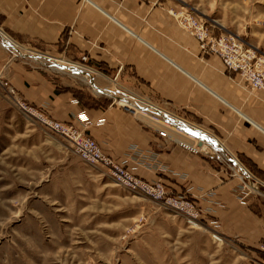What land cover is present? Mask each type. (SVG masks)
<instances>
[{
  "label": "crops",
  "instance_id": "0c3cea01",
  "mask_svg": "<svg viewBox=\"0 0 264 264\" xmlns=\"http://www.w3.org/2000/svg\"><path fill=\"white\" fill-rule=\"evenodd\" d=\"M48 58L86 71L93 84L86 82V91L67 84ZM0 80L56 120L86 112L88 134L106 153L141 152L151 167L133 169L139 176L163 179L226 229L264 241V91L251 90L219 57L204 53L169 0H0ZM96 89H120L208 133L248 181L229 163L170 140L183 137H161L159 122L96 97ZM250 182L255 189L244 187Z\"/></svg>",
  "mask_w": 264,
  "mask_h": 264
},
{
  "label": "rangeland",
  "instance_id": "374dc122",
  "mask_svg": "<svg viewBox=\"0 0 264 264\" xmlns=\"http://www.w3.org/2000/svg\"><path fill=\"white\" fill-rule=\"evenodd\" d=\"M169 1L187 32L196 22L214 38L233 35L264 56V0ZM58 69L67 84L85 91L86 82L93 84L82 69ZM8 87L0 80V264H264V241L249 242L239 228L226 229L163 179L139 176L133 169L146 170L151 161L136 148L115 158L88 134L91 124L83 126L80 113L60 121L80 128L107 155L126 160L124 167L137 178L160 182L170 196L186 198L199 219L131 191L104 167L82 160L66 139L23 113ZM96 91L100 99L129 104L119 99L120 89Z\"/></svg>",
  "mask_w": 264,
  "mask_h": 264
},
{
  "label": "built area",
  "instance_id": "2783aa9c",
  "mask_svg": "<svg viewBox=\"0 0 264 264\" xmlns=\"http://www.w3.org/2000/svg\"><path fill=\"white\" fill-rule=\"evenodd\" d=\"M191 29L190 33L199 42L202 51L219 57L223 61L225 67L237 72L251 90L264 91L263 55L258 54L256 50L248 47L244 42L233 35L216 39L210 32L203 28V25L197 24L196 22L193 24L191 23ZM83 60L86 61V57H83ZM1 85L3 87V84ZM7 93H9V91ZM10 93L18 96L17 99L14 98V100L23 113L33 117L47 131L66 139L82 160L93 165L104 167L119 184L131 191L141 193L156 201L163 202L165 205L192 219H199V212L195 209L193 203H190L186 198L170 196L164 185L160 182L150 183L137 178L124 167V164H127L126 160H116L107 155L102 150L99 143L92 138L86 137L80 128L54 120L47 116L40 107L32 106L27 103L26 100L20 97L14 90L11 89ZM121 95H123L122 99L130 103V105H122L119 103L123 109L135 115L138 113H141V115H149L154 121L157 123L159 122V133L161 137L168 138L173 135H179L183 137V139L170 140L179 144L185 150L204 155L216 161L232 163L233 166H229L233 169L234 167H238L234 161L235 158L229 157L228 153L225 152L224 146L208 133L172 117L170 114L153 105H140L135 99H129L124 93H121ZM79 121L83 126L86 125V127L89 126V123L91 124V121L85 113H80ZM237 174H239L242 179L248 176L247 171L243 172L241 169ZM253 186V182L246 185L248 189H253ZM240 203L246 205L245 197L241 199Z\"/></svg>",
  "mask_w": 264,
  "mask_h": 264
},
{
  "label": "bare ground",
  "instance_id": "6f19581e",
  "mask_svg": "<svg viewBox=\"0 0 264 264\" xmlns=\"http://www.w3.org/2000/svg\"><path fill=\"white\" fill-rule=\"evenodd\" d=\"M173 11V10H172ZM194 37V36H193ZM33 57H35V59H38L39 58V56H37V55H32ZM43 59V58H42ZM47 60H49V61H51V63H52V66L53 67H57V69H58V67H60L61 69L63 68H67V69H73V70H77L75 67H71V66H68V65H64V64H61V63H59L58 61H56V60H54V59H52V58H48ZM44 61V60H43ZM80 71V70H79ZM75 73V72H74ZM79 73V72H78ZM82 73V72H81ZM85 77H87V78H89V80L91 81L92 79V77L91 76H85ZM119 98V97H118ZM119 99H121V98H119ZM130 104V103H129ZM236 163V165L243 171V172H245V170L242 168V167H240V165L237 163V162H235ZM253 189H255V185L253 186Z\"/></svg>",
  "mask_w": 264,
  "mask_h": 264
}]
</instances>
